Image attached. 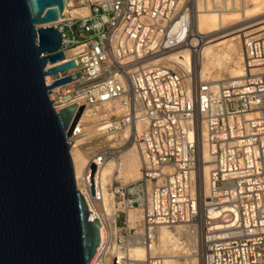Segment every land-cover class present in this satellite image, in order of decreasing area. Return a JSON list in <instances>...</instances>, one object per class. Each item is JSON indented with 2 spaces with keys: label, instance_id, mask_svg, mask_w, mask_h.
Wrapping results in <instances>:
<instances>
[{
  "label": "built area",
  "instance_id": "built-area-1",
  "mask_svg": "<svg viewBox=\"0 0 264 264\" xmlns=\"http://www.w3.org/2000/svg\"><path fill=\"white\" fill-rule=\"evenodd\" d=\"M236 5L240 0H64L68 16L46 25L61 35L64 58L45 70L76 66L45 76V86L80 74L48 90L53 110L84 105L82 113L96 120L89 137L81 113L67 141L71 161L72 148L87 153L75 186L103 230L90 264H166L160 230L176 226L198 236L199 264H264V34L242 38L244 76L221 85L196 82L195 65L192 72L169 66L178 51L195 57L197 13ZM122 131L127 136L115 145L104 143ZM128 147L138 154L140 178L110 181L106 200L101 172L115 169ZM137 247L147 259L132 255Z\"/></svg>",
  "mask_w": 264,
  "mask_h": 264
},
{
  "label": "water",
  "instance_id": "water-1",
  "mask_svg": "<svg viewBox=\"0 0 264 264\" xmlns=\"http://www.w3.org/2000/svg\"><path fill=\"white\" fill-rule=\"evenodd\" d=\"M63 9L64 0H0V264H90L101 241L67 144L84 105L55 113L48 99L80 74L44 84L76 66L45 70L64 58L61 35L46 26Z\"/></svg>",
  "mask_w": 264,
  "mask_h": 264
},
{
  "label": "bare ground",
  "instance_id": "bare-ground-1",
  "mask_svg": "<svg viewBox=\"0 0 264 264\" xmlns=\"http://www.w3.org/2000/svg\"><path fill=\"white\" fill-rule=\"evenodd\" d=\"M252 2L253 4L252 3L251 4L253 8L256 7V9H260L261 11L264 12V0H253ZM250 8L252 9V7ZM226 11L227 10H225V12L220 14L219 13L214 14L202 10L199 13H197L196 23H195V35L194 37L191 38V45L195 48H198L196 49V51H198L199 53L198 67H199L200 80H197L196 78V82L200 81V82H207L213 84L214 82L223 81L226 83L230 80L244 76V71L242 68V51L241 53L239 52V39L241 38L242 40L244 36H250L252 34L245 35L240 33V31H237L228 35L233 37L225 39L213 45L211 44V42L203 44L204 42L200 41L203 37H206L203 35L220 30L226 26L227 23L226 15H229V17L231 15L230 13H228L229 11L228 12ZM244 12L248 13L247 15H250L252 10H246L245 8ZM71 13L77 14L80 12L78 10H74ZM68 14L69 11L66 8H64L63 18L67 17ZM242 18L243 17H241V19ZM261 24H264V21ZM258 25L260 24H256L255 26ZM262 30H264V25L259 27L258 29V31H262ZM169 60L171 61V63L169 64L170 67H174V64H180L185 68H187L188 65H190L191 72H192V67H194L195 65L194 62L195 57L194 56L188 57V54L185 51H178L176 53L171 54L169 56ZM260 70H262V68L258 69L256 72H260ZM210 73L211 74L214 73L213 74L214 76L212 75L215 78L212 81L213 83L209 82V79H206L208 78L207 75H210ZM203 79L206 81H203ZM223 82L218 85L223 84ZM87 116H89L88 113L84 111L80 117L79 122L85 123L86 131L89 137L95 136L96 129L93 127V125L96 122V120L93 117L87 118ZM119 136H121V138H124L127 136V132L122 131L117 135H108L105 139L107 141L106 144L110 146L115 145ZM86 154L87 153L84 149L80 150V148H72L71 150L74 175L76 178H78L83 172L87 160ZM114 168L115 169H113L112 165L108 164L104 167V169L101 172L100 179L103 188V195L106 200H109L110 197V192L108 188V184L110 183V181L120 180L122 184H125L128 182L136 181L140 178L139 158L135 149L128 147L122 153L119 162L115 164ZM114 170L116 171L115 174H114ZM207 172H208V166L204 168L205 184L208 179ZM105 211L109 213L108 206H105ZM136 219H137L136 213L134 211H129L128 212L129 222L133 223ZM100 233L102 237L103 236L102 228H100ZM189 234L190 233H188L187 235L186 226H176L170 229L161 228L159 234L158 249L161 253L165 254L166 264H178L177 261L181 257L184 258L190 257L192 258L190 264H196L195 256L199 257L198 236L196 235V239H195V237H192V235ZM189 240H191V244L188 243ZM132 255L138 260H143L148 258V253L139 247L133 250Z\"/></svg>",
  "mask_w": 264,
  "mask_h": 264
},
{
  "label": "rangeland",
  "instance_id": "rangeland-1",
  "mask_svg": "<svg viewBox=\"0 0 264 264\" xmlns=\"http://www.w3.org/2000/svg\"><path fill=\"white\" fill-rule=\"evenodd\" d=\"M252 1L253 0H240V5L239 6L236 5L235 9H230L231 11L227 10L226 12L229 11L228 13H230L231 15H230V17H229V15H226L227 16V18H226V20H227L226 26L224 28L220 29V30H217V31H214V32H211V33L203 35V36H206L202 40L204 42L203 44H206L208 42H211L212 45L216 44V43L221 42V41H223L225 39L233 37V36H228V35H230V34H232L234 32H237V31H240V33L245 34V35L246 34H252V36L263 35L264 34V30L258 31V29H259V27L264 25V24H261L264 21V12L261 11L260 9H256V7L253 8V6H252L253 2ZM249 4H251V5H249ZM250 7H252V9ZM245 8H246V10H252L250 15H247L248 13L244 12ZM232 10L233 11L236 10V11L233 12ZM240 16L243 17V18L245 16L246 17L244 19L243 18L241 19ZM229 18H230V20H229ZM256 24H260V25L255 26ZM239 52L241 53V38L239 39ZM198 55H199V53L197 51V55H195V74H196L197 80H200L199 79V67H198ZM262 71H264V70H262ZM213 74L214 73H212V74L210 73V75H207L208 78H206V79H209V82H212L213 79H215L213 77L214 76ZM203 81H206V80L203 79ZM222 82L223 81L214 82V83L212 82V83L218 85V84H220ZM223 83H225V82H223ZM104 143L106 144L107 141L104 140ZM80 150H82V149L80 148ZM189 233H190L189 235H192V237H195V239H196V234L194 233V231L193 232H189ZM188 243L191 244V240H189ZM195 258H196V264H199V257L195 256ZM191 260H192V258H190V257H188V258L181 257L177 262H181L183 264H190Z\"/></svg>",
  "mask_w": 264,
  "mask_h": 264
}]
</instances>
